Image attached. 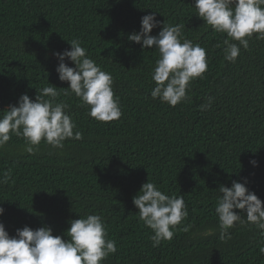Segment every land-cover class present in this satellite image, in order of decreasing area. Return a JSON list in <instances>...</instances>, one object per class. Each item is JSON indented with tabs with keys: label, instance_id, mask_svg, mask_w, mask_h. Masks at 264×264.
I'll return each mask as SVG.
<instances>
[{
	"label": "trees",
	"instance_id": "obj_1",
	"mask_svg": "<svg viewBox=\"0 0 264 264\" xmlns=\"http://www.w3.org/2000/svg\"><path fill=\"white\" fill-rule=\"evenodd\" d=\"M194 7L195 0H0V112L18 106L24 94L34 102L51 84L61 93L57 102L69 106L74 132L82 133L63 149L42 141L35 154L24 150L22 136L0 147V180L10 173L0 183V223L10 237L26 226L48 227L67 241L71 221L97 214L117 247L102 264H264V230L237 223L228 230L231 239L221 240L215 213L219 187L231 188L233 181L264 205V40L253 33L249 47L240 46L228 62L227 35ZM152 12L161 24L184 25L183 37L206 50L204 78L194 80L189 99L175 107L151 97L158 51L128 39ZM73 39L112 75L119 120L96 121L79 98L63 94L69 84L59 80L54 53L71 50ZM209 97L211 109L201 111ZM148 180L164 194L184 196L188 209L173 238L158 247L133 204Z\"/></svg>",
	"mask_w": 264,
	"mask_h": 264
},
{
	"label": "clouds",
	"instance_id": "obj_2",
	"mask_svg": "<svg viewBox=\"0 0 264 264\" xmlns=\"http://www.w3.org/2000/svg\"><path fill=\"white\" fill-rule=\"evenodd\" d=\"M264 0H195L197 16L217 32L225 33L223 55L228 62H235L240 54V46L249 47L248 38L258 33L257 39L264 40ZM161 27L158 35H150L154 28ZM184 25L161 24L156 13L142 17L139 33L129 35L128 39L142 44L143 49L158 51L159 58L151 74L155 87L151 91L153 99L175 107L189 99L190 84L203 79L208 68L206 50L199 44L183 37ZM236 41L237 43H233ZM71 50L54 53L60 61L56 71L61 82L69 87L63 89L65 96L74 94L82 106H88V115L99 122H112L122 116L119 97L113 91V77L103 71L87 55L81 41H67ZM221 47V45H217ZM68 59L75 67L67 66ZM49 84V83H48ZM35 101L27 94L19 98L18 106L0 112V147L10 141L12 135L25 139V151L35 154L43 141L54 149H63L68 139L81 140L82 133L75 131L76 124L68 114V105L57 102L60 92L49 84L37 92ZM47 97V99H46ZM213 98L209 97L200 106L201 111L211 109ZM255 165V161H252ZM10 173L5 172L0 183H7ZM215 213L221 229L220 239H231L229 229L237 223L254 224L264 230V205L250 192L244 183L232 182L231 188L221 185L218 189ZM133 204L139 210L138 216L144 225L152 230L150 239L153 247L162 241L171 240L175 228L188 217L184 196L164 194L153 182H146L139 193L133 197ZM234 209L242 210L238 215ZM0 207V216L4 214ZM246 216V221L242 218ZM189 227L183 230L188 231ZM68 240L54 236L51 228L41 227L32 230L24 227L17 229L10 237L3 223H0V264H102L117 251L116 242L108 239L107 227L103 218L97 214L70 222L67 230ZM264 234V231H262ZM264 254V247L260 248Z\"/></svg>",
	"mask_w": 264,
	"mask_h": 264
}]
</instances>
